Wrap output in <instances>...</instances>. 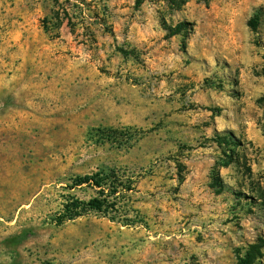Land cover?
<instances>
[{"label":"rangeland","instance_id":"rangeland-1","mask_svg":"<svg viewBox=\"0 0 264 264\" xmlns=\"http://www.w3.org/2000/svg\"><path fill=\"white\" fill-rule=\"evenodd\" d=\"M0 264H264V0H0Z\"/></svg>","mask_w":264,"mask_h":264},{"label":"trees","instance_id":"trees-1","mask_svg":"<svg viewBox=\"0 0 264 264\" xmlns=\"http://www.w3.org/2000/svg\"><path fill=\"white\" fill-rule=\"evenodd\" d=\"M125 138L124 135H117L114 137V143L121 145ZM137 183L136 178L127 176L117 168H104L93 174L77 176L73 179L69 190L85 187L93 190L95 196L84 201L75 195H69L53 222L57 226H62L95 215L126 227L143 225L144 217L134 208L133 195L137 192Z\"/></svg>","mask_w":264,"mask_h":264}]
</instances>
